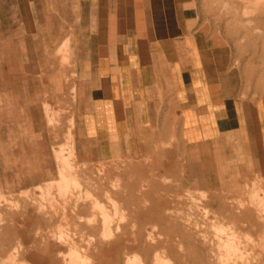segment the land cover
<instances>
[{"label": "crops", "instance_id": "obj_1", "mask_svg": "<svg viewBox=\"0 0 264 264\" xmlns=\"http://www.w3.org/2000/svg\"><path fill=\"white\" fill-rule=\"evenodd\" d=\"M219 3L240 1L0 0V60L13 62L0 65L71 87L79 152L155 157L206 192L234 190L264 175V99L244 75L260 48Z\"/></svg>", "mask_w": 264, "mask_h": 264}, {"label": "rangeland", "instance_id": "obj_2", "mask_svg": "<svg viewBox=\"0 0 264 264\" xmlns=\"http://www.w3.org/2000/svg\"><path fill=\"white\" fill-rule=\"evenodd\" d=\"M238 1L213 6L259 45L244 75L264 99V0ZM29 70L0 65V264H69L71 249L79 264H264V175L206 192L155 157L96 161L78 151L71 87Z\"/></svg>", "mask_w": 264, "mask_h": 264}, {"label": "bare ground", "instance_id": "obj_3", "mask_svg": "<svg viewBox=\"0 0 264 264\" xmlns=\"http://www.w3.org/2000/svg\"><path fill=\"white\" fill-rule=\"evenodd\" d=\"M75 255V254H74ZM71 258V257H70Z\"/></svg>", "mask_w": 264, "mask_h": 264}]
</instances>
